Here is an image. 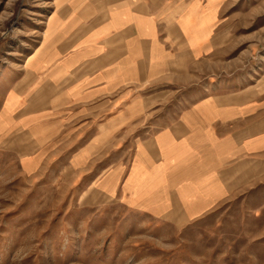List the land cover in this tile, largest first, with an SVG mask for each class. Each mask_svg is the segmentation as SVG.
Here are the masks:
<instances>
[{"label": "crops", "instance_id": "1", "mask_svg": "<svg viewBox=\"0 0 264 264\" xmlns=\"http://www.w3.org/2000/svg\"><path fill=\"white\" fill-rule=\"evenodd\" d=\"M55 1L0 98V147L25 173L60 166L104 203L181 225L262 175L264 94L215 70L225 0Z\"/></svg>", "mask_w": 264, "mask_h": 264}, {"label": "rangeland", "instance_id": "2", "mask_svg": "<svg viewBox=\"0 0 264 264\" xmlns=\"http://www.w3.org/2000/svg\"><path fill=\"white\" fill-rule=\"evenodd\" d=\"M57 3L0 0V98L42 42ZM222 17L225 64L219 57L215 70L224 67L227 83L264 94V0H225ZM193 83L182 82L181 107ZM152 108L142 109L146 127L160 123ZM127 157L118 152L119 161ZM67 179L60 166L27 174L18 155L0 147V264H264V168L213 213L185 225L104 203Z\"/></svg>", "mask_w": 264, "mask_h": 264}]
</instances>
